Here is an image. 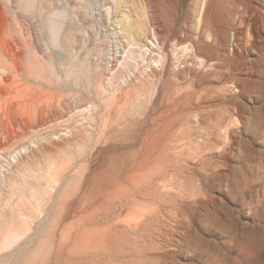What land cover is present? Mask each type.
Wrapping results in <instances>:
<instances>
[{
	"label": "rangeland",
	"instance_id": "obj_1",
	"mask_svg": "<svg viewBox=\"0 0 264 264\" xmlns=\"http://www.w3.org/2000/svg\"><path fill=\"white\" fill-rule=\"evenodd\" d=\"M0 61V264H264V0H0Z\"/></svg>",
	"mask_w": 264,
	"mask_h": 264
},
{
	"label": "bare ground",
	"instance_id": "obj_2",
	"mask_svg": "<svg viewBox=\"0 0 264 264\" xmlns=\"http://www.w3.org/2000/svg\"><path fill=\"white\" fill-rule=\"evenodd\" d=\"M13 36V35H12ZM22 60V59H21ZM24 61V60H23ZM27 61V60H26ZM1 62V61H0ZM17 62V61H16ZM26 64V63H25ZM2 65V64H1ZM10 70L13 73H16V70L13 66L10 67ZM20 71V69H19ZM30 71V70H29ZM23 72V71H22ZM9 73V72H8ZM20 74V73H19ZM2 80V79H1ZM2 84V83H0ZM5 86V85H4ZM12 87V86H10ZM113 219V218H112ZM105 236V233L100 232V233H94L93 235H86L80 239H76L75 243L73 244V247L77 249H82V248H88V246L96 244V241L102 240V238ZM72 247V248H73ZM74 250V249H73ZM84 250V249H83ZM82 250V251H83ZM76 251V250H75ZM60 254V253H59ZM113 260V259H112Z\"/></svg>",
	"mask_w": 264,
	"mask_h": 264
}]
</instances>
